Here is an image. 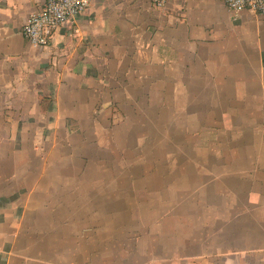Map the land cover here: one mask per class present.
<instances>
[{
  "label": "crops",
  "instance_id": "obj_1",
  "mask_svg": "<svg viewBox=\"0 0 264 264\" xmlns=\"http://www.w3.org/2000/svg\"><path fill=\"white\" fill-rule=\"evenodd\" d=\"M45 2L0 0V264H264V19L91 0L37 47ZM151 122L201 166H114Z\"/></svg>",
  "mask_w": 264,
  "mask_h": 264
},
{
  "label": "rangeland",
  "instance_id": "obj_2",
  "mask_svg": "<svg viewBox=\"0 0 264 264\" xmlns=\"http://www.w3.org/2000/svg\"><path fill=\"white\" fill-rule=\"evenodd\" d=\"M175 126L174 123L163 122L145 123L143 129L139 126L136 144L124 140L123 147L126 149L122 154L116 153L119 149L114 151V166H129L128 177L135 179L165 178L164 174L168 175L169 172L164 168L169 166H201V155L187 149L195 145L196 140H185Z\"/></svg>",
  "mask_w": 264,
  "mask_h": 264
},
{
  "label": "built area",
  "instance_id": "obj_3",
  "mask_svg": "<svg viewBox=\"0 0 264 264\" xmlns=\"http://www.w3.org/2000/svg\"><path fill=\"white\" fill-rule=\"evenodd\" d=\"M91 0H46L38 11L33 12L22 27L27 41L37 47L48 43L52 33L64 22L88 8ZM231 11L246 9L264 19V0H223ZM155 6H163L167 0H152Z\"/></svg>",
  "mask_w": 264,
  "mask_h": 264
}]
</instances>
